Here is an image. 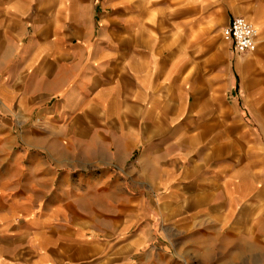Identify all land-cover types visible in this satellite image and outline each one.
<instances>
[{
  "label": "crops",
  "instance_id": "1",
  "mask_svg": "<svg viewBox=\"0 0 264 264\" xmlns=\"http://www.w3.org/2000/svg\"><path fill=\"white\" fill-rule=\"evenodd\" d=\"M0 104L63 123L103 174L79 195L3 165L0 264H157L158 219L165 264H264V0H0Z\"/></svg>",
  "mask_w": 264,
  "mask_h": 264
},
{
  "label": "rangeland",
  "instance_id": "2",
  "mask_svg": "<svg viewBox=\"0 0 264 264\" xmlns=\"http://www.w3.org/2000/svg\"><path fill=\"white\" fill-rule=\"evenodd\" d=\"M74 125H80L74 123ZM66 126L63 123H49L45 121H38L36 115H34L31 121H21V115L10 116L6 113L4 107L0 104V174L3 175V165L12 164L10 173L12 177L17 179L19 183V177H42L46 179L68 177L72 182L79 179H90L102 176L101 170L90 168L92 165L90 161H85L84 155H82L79 149H76V145L81 143L82 139L69 138ZM70 129V128H69ZM40 148L43 154H37L36 150ZM51 151V152H50ZM34 155L37 162V176L32 170H27L26 162L29 155ZM89 163V164H87ZM88 165V167H86ZM24 167V170L20 168ZM111 176V175H110ZM17 187V186H16ZM15 187V188H16ZM73 186H45V193L51 195L55 190L59 189L61 192H67ZM19 188V186H18ZM30 190H39L42 187L28 186ZM76 191L79 195L85 193V189L92 191L94 187L79 184L76 185ZM99 188V187H98ZM20 189V188H19ZM98 202L96 204H106L104 209L111 214L114 207L118 204L113 201H105L102 196H96ZM103 200V202L101 201ZM92 205V201L82 200L80 205ZM95 204V203H94ZM126 205H130L127 201ZM131 206V205H130ZM165 223L158 219L157 230L158 239L156 240V258L157 264H165L167 255H171V248H165L166 236L169 238L171 235L164 233ZM163 226V227H162ZM185 236V235H184ZM190 236V235H189ZM189 236L185 237V241L180 240L181 235H173L172 245L173 250H177V247L187 248V242ZM202 243L205 235L197 234L192 235ZM184 242V243H183ZM178 245V246H177ZM188 248L189 244H188ZM147 247L141 251V255L145 253ZM174 252V251H173ZM167 254V255H166ZM145 255V254H144ZM146 257V256H145ZM175 259V256L173 257Z\"/></svg>",
  "mask_w": 264,
  "mask_h": 264
},
{
  "label": "built area",
  "instance_id": "3",
  "mask_svg": "<svg viewBox=\"0 0 264 264\" xmlns=\"http://www.w3.org/2000/svg\"><path fill=\"white\" fill-rule=\"evenodd\" d=\"M257 36L255 26L244 17L234 18L224 31L225 40L232 43L238 54L254 51Z\"/></svg>",
  "mask_w": 264,
  "mask_h": 264
}]
</instances>
